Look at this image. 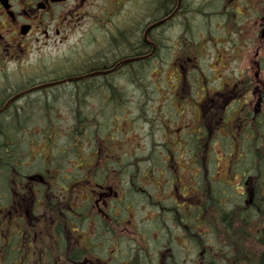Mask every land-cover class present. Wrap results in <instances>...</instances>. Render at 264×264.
I'll list each match as a JSON object with an SVG mask.
<instances>
[{
  "label": "flooded vegetation",
  "instance_id": "1",
  "mask_svg": "<svg viewBox=\"0 0 264 264\" xmlns=\"http://www.w3.org/2000/svg\"><path fill=\"white\" fill-rule=\"evenodd\" d=\"M173 1L0 0V92L4 91L0 96V115L14 111L20 100L34 94L35 88L53 87L62 81L61 74H51L49 82L36 86L33 81L19 83L18 72L21 66L23 69L34 44L44 43L58 48L55 47L58 40L62 44L67 37L75 38L78 50L73 62L80 68L78 74L68 78L78 82L85 79L107 81L124 70L133 69L123 77L128 86L125 93L126 130L129 141H138L134 146L128 145L121 167L129 171L134 169L137 174V191L141 198L139 208H168L172 204L182 210L204 208L209 204L206 192L196 184L198 177L195 174L183 181L184 165L179 164L180 159L185 157L195 167L193 147L196 142L208 143L214 131L223 139L234 132L244 141V137L253 135L257 124L264 120V0H214L220 4L218 8L211 4L212 1H204L203 7L212 5L213 15L205 12L203 23L206 25L198 29L192 24L186 28L181 23V15L194 6L192 0ZM214 17L219 20L218 27L215 26L219 31L217 37L211 33L208 23V19ZM119 45L124 47L122 52L116 50ZM166 58L171 74H162L161 66ZM162 76L166 83H170L167 94L156 88L150 93L146 107L152 102L160 104L158 130L167 152L165 155H142L138 145L147 136L154 137L153 127L149 124L148 135L145 132L142 135L132 133L134 121L141 120L137 113L144 94L131 85V81L152 79L158 82ZM185 105L192 108L193 113L200 109L202 121L198 131L189 132V128L176 131L175 144L167 140L173 136L166 127L173 114L169 109L177 113L178 108ZM132 110L136 111L135 115ZM166 140L173 147H167ZM231 145L234 146L235 142ZM180 149L182 153H179ZM197 157L201 159L202 155ZM32 159L28 157L22 162L28 174L26 181L12 189L5 203L6 196L0 194V219L12 218L16 230L23 225L30 235L25 249L34 254L35 261H24L22 257L20 262L67 264L77 259V264H110L114 243L107 246L110 251L101 257L97 252L100 244L92 242L100 218L97 205L90 204L89 209H84L90 199L88 192L94 193L98 188L97 180L101 175L96 177V182L92 179L98 173V165L94 161L86 165L79 157L77 172L81 175L88 173L91 180L81 178L78 181L76 201L72 205L71 201L67 203L64 161L53 163L51 156L46 154L42 160L45 173L42 177L36 173L41 167L32 169ZM102 160L100 170L105 165L112 168L108 160ZM160 160L164 161L163 165ZM89 167L94 169L92 174ZM129 186L128 176L125 188ZM162 192H176L180 201H173ZM195 195L201 198L195 201ZM103 206L108 205L103 203ZM85 210L89 214L88 221L81 229ZM67 212L80 224V228L71 229L78 232L77 235L69 236L72 249L80 251L75 258L66 255ZM83 243H86L85 247H82ZM119 256L122 258L120 263L130 264L123 254Z\"/></svg>",
  "mask_w": 264,
  "mask_h": 264
},
{
  "label": "trees",
  "instance_id": "2",
  "mask_svg": "<svg viewBox=\"0 0 264 264\" xmlns=\"http://www.w3.org/2000/svg\"><path fill=\"white\" fill-rule=\"evenodd\" d=\"M201 11H205V9L196 8L195 6L187 9L181 15V23H183V26L185 24L186 28H189L191 23L197 22L198 18L199 21L204 20L206 14ZM208 15L211 16L213 13L210 11ZM116 50L122 52L124 47H120L119 45ZM75 58L76 55L70 58L72 61L70 63L71 66H69L70 70H66L69 72L64 74L63 71L65 70L64 68L62 70V67L51 72V74H61L60 77L62 78L60 79L62 81L56 83L53 87L35 88L34 94L28 95L23 101L20 100L19 105L14 111L0 115L1 194L5 193L7 197H10L12 189L26 181L28 174L22 167V162L27 157H30V152L33 147H38L45 143L47 144V151H49L47 154L51 156L54 161L53 163H59V160L66 161L67 164H72L75 168V161L79 160L77 158H85L88 156V153H84L83 151L86 144L92 145L93 153H96V150H98L100 154L111 144L106 140L105 134H98L96 127L99 126V123L89 113L93 109V112H96L101 101L102 104L107 103L110 107L109 111L112 117L115 115L123 117L121 111L123 109L125 110V93L128 90V86L123 81V77L127 75L128 71L132 73L133 69L124 70L107 81H89L85 79L82 82H78L73 78H68L75 76V70L80 68L74 64L73 61H75ZM64 63H66L65 60ZM64 66L66 67L65 64ZM147 68L149 69V67ZM50 79L52 78L42 76L39 81L27 79L26 82L31 83L33 81L36 86L49 82ZM58 79L59 77L55 80ZM131 83V85H135L144 94L138 111L143 121H145L144 118L146 121H149L144 115L143 110L151 97L150 93L152 91L149 89V81H131ZM53 90L56 92H53ZM2 95H4V91L0 92V96ZM50 96L52 100L56 98H66L68 100L69 98L66 102V108H68L72 116L73 126L67 130L65 135L56 134V126L52 115L55 106L51 104L53 102H49L48 99ZM90 104L97 106H91ZM89 105L92 110L89 109ZM148 124L151 127L154 126V123L148 122ZM256 127V136L251 135L248 138L250 139L253 136L249 140L246 156L244 155V148L242 147V138L236 139L235 145L231 147L230 152L237 155L232 161V164L235 161L238 162L237 160L241 158L239 153L243 152L244 155L243 159H240L241 161L239 162V167L241 169L244 168V173L246 174V178L242 184L243 193L240 194L241 199H243L242 203L233 202L232 206L228 208L223 207L222 205L224 203H222L223 199L221 198L223 193L214 190L210 184L204 182L201 188L205 190L206 201L208 200L209 202L208 205L205 204L204 208L188 210L187 214H183L175 207H158L161 219L157 218L160 224H162L160 231L168 229L166 220L162 216L169 214L172 218L173 225L179 232V237L197 249L194 264H264V120L257 124ZM89 129L91 130L90 140L85 142L84 134H87L86 131L88 132ZM58 136L67 138L64 149H62L63 152L61 151V153L58 150L55 151L57 149L56 145H58ZM211 142L213 143L212 140ZM197 143L193 147V154L195 155L194 163L200 165L204 176L207 169L204 167L203 162H208L209 165L211 164L210 154L205 152L200 153L196 146L202 145L206 147V145ZM65 152H68V155L70 154L73 157L70 158V155L64 157ZM199 154L203 155L201 159L197 157ZM150 155H153V153ZM44 157L42 156V160ZM101 157L102 155H98L94 160L89 157L81 160L86 165H90L87 163L92 160L98 165V172L102 170L101 176L97 180L98 188L94 193L88 192L90 199L84 205V209L86 207L89 209L90 204L97 205L96 210L99 212L100 217L98 227L100 229L95 231L92 242L94 244L98 242L105 249L113 243L115 245L120 243L116 235V228H118L120 222L123 220H121V216H118V214L121 212L127 214V211L123 208L130 207V201L140 202L141 198L137 191V174H134V169L129 171L124 167L116 168L115 166L107 168L105 165L100 170L103 163ZM35 159L40 160L37 161L38 164L42 161L39 154L35 156ZM36 165L37 163L32 166V169H36ZM88 170L90 174L94 171L90 167ZM36 173L42 177L45 175L42 167ZM84 175L86 177H81L83 175L74 171L71 178L75 182L81 178H86L88 181L91 180L88 173ZM128 176L130 177V186L125 188ZM241 176L243 177L244 174ZM44 179L46 180V177ZM92 179L96 182L95 179L97 178L95 176ZM41 188H43L42 185ZM121 196L125 197V201L118 207L116 201L120 200ZM103 203L108 206H103ZM220 203H222L221 206L219 205ZM117 211H119L118 214ZM69 213H66L65 218V233L67 235L66 255L75 258L74 255L78 256L80 251L72 249L73 246H70V244L73 242L69 239V236L77 235L78 232L71 229L73 227L80 228V224ZM82 214L83 218L81 221L83 222V226L81 229L85 228L89 215L86 210ZM188 215L191 217H188ZM13 226L12 218L0 219V264H23L20 262L21 258L24 257L23 260L25 261L27 253H31L30 250L25 249L27 247V239L30 236L28 231L23 225L20 226L19 230H16L15 226ZM205 229L214 238V240L212 239L214 243H210L211 239L208 240L206 238L207 234ZM7 234H9V237L5 239ZM140 235L137 238L129 239L137 244L141 243V245H139L140 248L136 247L134 250L130 247L131 250L127 253L128 261L130 264H147L143 260L147 258L148 264H153L149 259L148 250L143 246L145 240L143 241ZM145 237L147 244V238H150V236L146 234ZM88 244H91L89 240ZM85 246L86 243H83L82 247ZM101 254H105V252ZM167 256L171 260H174L173 254L166 255L164 250L160 251L156 258L157 264H160L163 258L167 259ZM67 264H77V259L68 261ZM166 264H169L168 259L166 260Z\"/></svg>",
  "mask_w": 264,
  "mask_h": 264
},
{
  "label": "rangeland",
  "instance_id": "3",
  "mask_svg": "<svg viewBox=\"0 0 264 264\" xmlns=\"http://www.w3.org/2000/svg\"><path fill=\"white\" fill-rule=\"evenodd\" d=\"M204 1L205 2L212 1L211 4L215 6V8H218L220 6V4L217 1L216 3L214 0H210V1L209 0H192V3L196 8H202L203 7L202 3H204ZM212 5H210V7L204 6L203 9H205V11H201V12L209 13L212 10ZM198 19L196 23L194 22L195 24L191 23L197 29L202 28V26L206 25V23H203V20L199 21ZM208 23L211 26L210 28L211 33H214V36L217 37L219 34V31L215 29V26L218 27L219 25L218 18L214 17L213 19L212 18L208 19ZM195 40L197 41V39ZM57 46L58 48H53L52 46H46L44 43H40L39 45L34 44V48L33 50H31L28 60L24 62L23 64L24 70L22 69V66H21L20 71L18 72L17 78L19 80V83L21 84L23 82H26L27 79L33 80V81H39L42 76L50 77L51 72L57 70L59 67H62L61 68L62 70L64 68L65 70L63 71L64 74L69 72L66 70H70L69 66H71L70 63L72 62L70 58L73 55H75V53L78 50L76 46V40L73 37H67L66 40H63L62 44L60 40H58L57 43H55V47ZM64 55L66 56L64 57ZM64 60L66 61V63H64ZM168 60L169 59L166 58L163 62V65L161 66L162 74L172 73L171 69L169 68ZM64 64L66 65V67L65 66L63 67ZM168 85H170V83L169 82L166 83L163 76L160 77L158 82L157 80H152V79H150L149 81V89H151V91L153 90L155 91L156 88H158L159 91L163 92V94H167V90L169 89L167 87ZM202 87H203V83H201L200 88ZM53 92H56V91L53 90ZM48 100L49 102L50 101L53 102L51 104L55 106L54 113H52V115H53V120L56 126L55 127L56 134L65 135L67 130L73 126L72 116L68 108H66L67 107L66 102L69 100V98L68 100L66 98H63V99L56 98L52 100V97L50 96ZM98 104H99V101H98ZM166 104H169V103H166ZM90 105L97 106L95 104H90ZM159 106H160L159 103L152 102V104L148 103L147 107L143 109L144 115L146 116V118H148L149 121H146L145 118H144L145 121H143L142 119L138 121L132 120V122L133 121L135 122V124H133L134 128H132V133H136L137 135L138 134L142 135L144 132L146 133V135H148V133L150 132V126L148 122L154 123V126L152 128L154 137L151 139L150 136H147L145 140L140 141V144L138 145L140 147L139 154L144 155L146 153L147 154L153 153V154L158 155L162 153L163 155H165L167 152L166 148L164 147L165 141L164 139L160 137V130H158V128L160 127V121H161L158 119L160 113L159 114L157 113ZM89 109L92 110L91 107ZM109 109L110 107L107 105V103L102 104L100 101L98 110L96 112H93L94 110L93 109L91 113H89V115H91V117H94L96 119V122L99 123V126L96 127L98 134L99 135H101V133L105 134L106 140H108L111 143L106 148V150L101 153V155H104L106 152L105 154L106 157H103V158L105 160H108V164H111V167L115 166L117 168V167H121L122 161L126 159L125 155L128 150V145L134 146V144L138 140L131 142L127 138L128 133L126 130V123H124V119L126 120V117H127L126 109L125 110L123 109L121 111V114H123V118L120 115H115L114 117H112L110 115ZM169 110L173 114H172V117L168 118L166 127H167V130L173 134V136L168 137L167 140H170L171 142H174L176 144V141H177L175 138L177 137L176 131L181 132L189 128L190 129L189 132H192V131H198V129L200 128V124L202 121V118H201L202 111H200V109H198L196 113H193L192 108H189L188 105H185L182 108L179 107L177 113H174V110L171 108ZM132 111L134 112L133 115H135L136 111L135 110H132ZM138 114H140V112H138L137 115ZM113 124H118V125L114 126ZM254 130H253L254 131L253 135L256 136L257 131L256 129ZM90 132H91L90 129L88 130V132L86 131L87 133L85 134L86 138L87 137L90 138L91 136ZM230 134H231V131H230ZM210 135L212 136L211 140L213 141V143L210 140L208 143L203 144V145H206V147L202 145L196 146V148L198 149L200 153L205 152V153L210 154L211 164L209 165L208 162H203L204 167H206L207 169L204 175L205 177L203 176L202 171L198 168L200 167V165L194 163L195 167H192V163L190 161L187 162L185 157L183 158V160L180 159L181 162L179 163L180 165H184V172H181V176L183 178V181H186L187 179L189 180L188 177L192 178V175H191L192 172L188 171V169L192 167L193 173L196 175V177H198L196 178L198 179V182H196V184L200 186L204 182H206L207 184H210L214 190H218L221 193H223L221 198L223 199L222 203H224V205L222 206L228 208L232 206L233 202H237V203L243 202V199H241L240 194L243 193L242 184L246 178V174L244 173V168L241 169L239 167V164H240L239 162L241 161L240 159H243L244 155L246 156V152H247L246 149L248 148L249 140L253 138V136L250 139H248L247 137H244L245 140L242 142L243 144L242 147L244 148V155H243V152L240 151L242 152V153H239L241 155V158L237 160L238 162L235 161L232 164V161L236 158L237 155H235L234 153L229 154L231 152V147H232L230 145L233 142H235L236 139H238L236 136V133L233 132L226 139H223L224 137H222V135H220L219 133H216V131H214V133L212 132ZM58 139H59L57 142L58 145H56V148L58 150L59 149L62 150L64 149L67 138L58 136ZM167 140H166L167 147H173L171 146V143ZM153 142H155L156 144H153ZM91 147L92 146L89 144L85 145V147L83 148L84 153L89 151ZM194 147H195V144H194ZM57 149H55V151H57ZM47 150H48L47 144L44 143L43 145L38 146L36 152L33 154V157H35L36 154H39L42 160V156L46 155ZM180 152L182 153L181 149L179 153ZM177 153L175 152V154ZM53 154H54V151H53ZM66 155H68V152H65L64 157ZM69 157L72 158L73 156L70 155ZM37 161H40V160H34L32 163L33 164L37 163L38 165ZM160 162L162 165L164 164L163 160L162 161L160 160ZM39 164H42V163L39 162ZM157 164H159V161H157ZM64 167L69 173V170L71 169L70 165L65 163ZM242 174H244L243 177L241 176ZM100 175H101V172L99 171L96 177L98 178ZM66 180H67V177H66ZM70 185H73V184L68 182L67 186H70ZM166 189L168 190V186L166 187ZM71 192L72 191H70L68 194H70ZM151 192L155 194V191L151 190ZM68 194H67V197H68L67 203H70V200L74 199V200H71V204L74 205L76 201L75 197L77 193H74V194L71 193L70 196H68ZM162 194L165 197H169V196L172 197L173 201H176V202L180 201L178 199V194L176 192H172L170 194H166L162 192ZM3 195L6 196L5 197L6 199H4V203H5V201H7L9 197H7L5 193H3ZM198 198H201V197H198L195 195V201ZM124 201H125V197L121 196L120 200L116 201L117 206L119 207L121 203H124ZM138 203H136L135 201H130L129 204L131 205V207L123 208L125 211L128 212L127 214H125L124 212L119 213V211H117V214L119 213L118 216H121V220L123 221L120 222V225L118 226V228H116V235L120 243H118L117 245L114 244V247L112 248L113 249L112 251H114L112 252V254L113 253L114 254L111 256L112 261L110 264H123V263H120L122 261V258L119 257V254H123L124 258L128 259L127 253L129 250H131V248L133 250L136 247L140 248L139 245H141V243L137 244L129 240V239L137 238L139 234H141L140 237L145 240V243L143 244V246H146V249L149 252V259L153 264L156 263L157 252H160L163 250L164 251L167 250L169 254L174 255V264H194L197 249H195V247L192 244L186 243L179 237V232L177 228L173 225L172 218L170 217V215L166 214L162 216V218L166 220L165 222H166L168 229H163L162 231H160V229L162 228V224H160L159 219H158V218L161 219V215L158 212L159 209L152 208L150 210H147L144 208H139L137 207L139 206ZM173 206H174L173 204L168 205V208L173 207ZM178 210L183 214L188 213V210H182V209H178ZM188 217H191V216L188 215ZM99 229H100L99 227L96 228V230H99ZM205 231H207V229H205ZM146 234L150 236V238H147V244H146V237H145ZM8 237H9V234L5 236V239H7ZM206 238L208 240L211 239L210 243H214L213 242L214 238L209 233L207 234ZM86 239H89V237L86 236ZM189 246L191 247L189 248ZM99 249L100 250L97 252L101 257H105V254H101V253L110 251V248L104 249L101 245ZM26 260L28 262L35 261L34 254L27 253ZM143 260L148 264L147 258Z\"/></svg>",
  "mask_w": 264,
  "mask_h": 264
},
{
  "label": "bare ground",
  "instance_id": "4",
  "mask_svg": "<svg viewBox=\"0 0 264 264\" xmlns=\"http://www.w3.org/2000/svg\"><path fill=\"white\" fill-rule=\"evenodd\" d=\"M75 72H76V74H78L79 73V70H75Z\"/></svg>",
  "mask_w": 264,
  "mask_h": 264
}]
</instances>
